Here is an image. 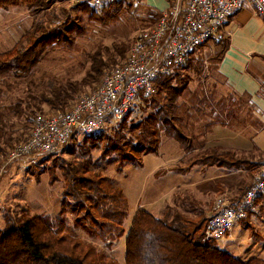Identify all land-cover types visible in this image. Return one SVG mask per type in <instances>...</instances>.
I'll list each match as a JSON object with an SVG mask.
<instances>
[{"label":"trees","instance_id":"obj_1","mask_svg":"<svg viewBox=\"0 0 264 264\" xmlns=\"http://www.w3.org/2000/svg\"><path fill=\"white\" fill-rule=\"evenodd\" d=\"M117 2L120 0H113L99 7L100 13L97 18L112 22L117 18L115 10ZM20 4L36 8L48 7L47 0H0V9ZM77 6L88 8L84 11L89 13V16L95 13V7L91 6L93 8L91 9L87 3H79ZM153 13L157 20L161 12L153 11ZM50 19L45 15L40 22H33L10 48L0 51V76L17 75L31 70L38 64L47 46L58 45L64 42L62 40L66 41L65 32H72L75 27L78 28L72 21L68 26L58 28V25L50 23L52 22ZM227 45L228 40L224 37L218 50L208 57L211 63L207 68L202 56L195 57L202 45L185 63L175 67L171 73L159 76L154 82L152 94L142 100L143 105L151 110L143 118V127L140 129L139 123H132L131 128L127 125L129 110L109 128V130L113 129L114 136L109 138L112 142L103 146L102 154L106 155L109 150L119 148L118 151L124 159L137 164L139 158L136 154L140 151H157L156 135L162 130L165 136L179 142L185 154L184 158L187 157L183 167H176L177 172H187L195 164L236 167L245 163L246 159L238 156L233 150L222 147L207 148L205 140L206 134L216 125L236 129L260 127V123L253 116L249 100L245 97H237L222 81L213 84L210 90H205L200 80L192 90L188 85L191 79L190 73L201 79L206 70H217V64ZM114 48L121 55V59H124L125 50L119 45H115ZM92 58L90 68L86 70V76L81 80L83 85L96 82L106 64L99 53L92 55ZM261 58L264 61V57ZM111 59L107 57L110 62ZM186 69L190 71L187 72ZM51 88L50 94L44 100L51 110H63L76 96L79 85L72 81H67L65 84L56 82ZM32 118L34 117L31 111L30 116L24 120V126L29 130L33 123ZM106 124L99 132L84 134L83 139L86 144L84 146L99 147L97 140L102 139L100 137L106 131ZM135 129L147 145L146 150L140 148L139 139L135 144L131 143L127 150L123 147L126 145L120 144L121 138L127 132L131 134ZM24 139L25 136H20L18 141L9 143V146L13 147ZM105 141L108 139L106 138ZM67 150L71 153L76 152L72 147ZM49 154H56V151ZM263 161H260L257 167L256 178L241 187L237 196L230 199L220 195L218 198L226 199L230 203L239 201L246 189L257 179ZM63 163L65 164L58 165L64 179L62 206L70 210L74 226L80 227L90 238H98L109 243L125 233L123 264H264L263 258L255 256L247 260L240 259L221 249L206 235V226L213 214L214 202L212 206L211 203L207 204L209 206L206 209L192 197L187 199L185 196H177L172 205L165 207L162 217H157L147 209L139 207L125 232L127 201L112 180L93 170L87 162H76L73 165L68 162ZM260 199H264V195L256 200ZM17 218L19 221L14 220L10 213L4 214L5 226L0 232V264H118L104 252L99 251L92 242L81 239L73 232H58L57 228H53L42 215ZM248 225L251 227L250 224Z\"/></svg>","mask_w":264,"mask_h":264},{"label":"rangeland","instance_id":"obj_2","mask_svg":"<svg viewBox=\"0 0 264 264\" xmlns=\"http://www.w3.org/2000/svg\"><path fill=\"white\" fill-rule=\"evenodd\" d=\"M47 1V8L20 4L0 9V51L10 48L33 22H40L45 15H48L52 21L50 23L58 25V28L68 26L70 21L78 26V28L74 26L72 32H65L66 41L62 40L64 42L58 45L47 46L42 52L40 61L31 70L17 75L0 76V232L5 226V213H10L16 221H19L17 218L19 216L23 219L26 216L42 215L53 228H57L58 232H73L81 239L92 242L110 259L123 264L125 233L120 238L105 243L98 238L88 237L80 227L74 226L70 210L61 204L64 179L58 165L60 163L64 165L63 162L72 165L76 162H87L93 170L109 177L127 201V216L124 222L126 232L139 207L147 209L157 217H162L165 207L177 199V196L183 194L185 198H191L192 190L195 188L191 182L197 178L195 176L197 172H175L174 169L183 167L187 159V157H182L183 159L176 157L183 153L176 139L165 136L162 130H159L156 135L157 151H140L136 154L139 163L132 164L123 158L119 148V151L113 149L106 155L102 154L103 146L112 142L109 138L114 136L113 129L109 130V128L115 123L109 121L106 124L107 128L105 127L106 131L100 137L102 139L97 140L99 147L84 146L86 145L84 134L76 132L67 142L68 144L56 151V154L21 156L8 164L7 153L11 148L9 143H15L20 136H27L29 128L24 126V120L30 116L31 111L33 122L35 117L41 114L40 112L47 113L51 110L44 99L50 94L54 83L65 84L67 81L78 83L79 90L75 95L91 89L101 80L104 69H111L123 60L115 51V45H119L125 50L124 54H127L138 31L155 23V14L142 3V0H120L115 5L117 18L107 22L97 18L100 8H94L95 13L89 16V13H85L88 8H79L73 1ZM223 39V34L219 33L212 41L204 44L195 55L204 58L206 68L211 63L208 57L218 50ZM95 53L101 54L106 64L96 82L83 85L81 80L85 78L86 70L90 68L92 55ZM107 57L112 58L111 62ZM186 71L190 70L186 69ZM190 77L188 85L191 90L197 86L198 80L204 85L205 90H210L216 82L222 83L215 70H206L201 79L192 73ZM141 100L139 98L127 114L126 122L130 128L133 127L132 123H139L141 129L143 118L151 111ZM131 132V134L127 132L121 138L120 144L126 145L123 147L127 150L131 143L135 144L139 139L140 148L145 149L147 145L139 137L138 131L135 129ZM106 138L108 141H105ZM69 147L76 152L68 151ZM245 163L256 170L259 165L249 160ZM174 166L176 167L173 169ZM207 177L205 175L203 179L207 180ZM212 186L209 182L199 187L213 188ZM213 194V191L210 192L205 200V203L210 200L211 206L218 198ZM247 224L238 221L230 235L211 241L243 260L254 256L255 253L251 248L254 241L264 240V235L261 234L264 210L258 211V217L252 222V226H244L245 229L243 225Z\"/></svg>","mask_w":264,"mask_h":264},{"label":"built area","instance_id":"obj_3","mask_svg":"<svg viewBox=\"0 0 264 264\" xmlns=\"http://www.w3.org/2000/svg\"><path fill=\"white\" fill-rule=\"evenodd\" d=\"M99 8L113 0H70ZM155 23L138 31L125 58L104 69L101 80L78 93L63 110L38 114L29 133L7 153L8 162L31 154H49L62 148L73 133L94 134L108 121L120 120L139 98H148L154 82L212 41L228 18L248 5L264 22V0H170ZM141 100V101H142ZM264 195V161L258 177L239 201L217 198L206 226L211 239L223 237L246 217L253 202Z\"/></svg>","mask_w":264,"mask_h":264},{"label":"crops","instance_id":"obj_4","mask_svg":"<svg viewBox=\"0 0 264 264\" xmlns=\"http://www.w3.org/2000/svg\"><path fill=\"white\" fill-rule=\"evenodd\" d=\"M169 1L142 0V3L152 11L161 12L168 8ZM221 33L227 38L228 45L217 64L216 75L237 97H245L249 100L253 116L261 126L236 129L216 125L206 134L205 144L207 148L222 147L233 150L238 156L259 164L264 159V61L261 58L264 57V22L251 7L245 5L228 18ZM184 156V152L176 155L181 159ZM174 170L177 172L176 168ZM193 171L197 172L195 174L197 178L191 182L195 187L191 197L206 208L207 204L211 203L210 200L205 203L210 192L213 191L214 196L222 195L232 199L240 193L241 187L256 178L258 170L248 167L246 163L236 167L195 164L186 173ZM205 175L208 176L207 180L203 179ZM209 182L212 183L213 188L199 187ZM173 203L174 201L167 206ZM260 210H264V199L254 201L247 216L239 222L242 221V224L246 222L252 226ZM236 224L224 236L230 235ZM248 224L243 227L249 226ZM261 234L264 235V225ZM251 248L255 257L264 259V240H255Z\"/></svg>","mask_w":264,"mask_h":264}]
</instances>
